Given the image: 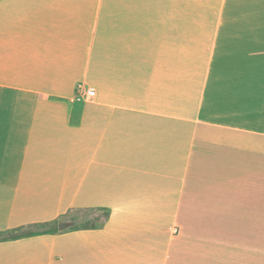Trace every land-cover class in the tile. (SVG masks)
<instances>
[{"label":"crops","instance_id":"crops-1","mask_svg":"<svg viewBox=\"0 0 264 264\" xmlns=\"http://www.w3.org/2000/svg\"><path fill=\"white\" fill-rule=\"evenodd\" d=\"M39 224L0 264H264V0H0V232Z\"/></svg>","mask_w":264,"mask_h":264},{"label":"trees","instance_id":"trees-1","mask_svg":"<svg viewBox=\"0 0 264 264\" xmlns=\"http://www.w3.org/2000/svg\"><path fill=\"white\" fill-rule=\"evenodd\" d=\"M103 213V221L107 220L108 218V210H98ZM103 223L94 225L91 224L89 226H84V227H72V230H77V229H97L102 227ZM48 224H39V225H34L29 229H23V228H16L10 231L6 232H0V242H5V241H10V240H18L22 238H28V237H33V236H39V235H44V234H49L52 232L56 231V228L54 229H47Z\"/></svg>","mask_w":264,"mask_h":264},{"label":"rangeland","instance_id":"rangeland-1","mask_svg":"<svg viewBox=\"0 0 264 264\" xmlns=\"http://www.w3.org/2000/svg\"><path fill=\"white\" fill-rule=\"evenodd\" d=\"M85 89V88H84ZM75 96L80 99L83 98V94L79 92L78 87L76 89ZM85 101H91L92 99L84 97ZM64 218L73 219L72 227H84L91 224L97 225L103 222V213L97 210H73L68 212Z\"/></svg>","mask_w":264,"mask_h":264},{"label":"built area","instance_id":"built-area-1","mask_svg":"<svg viewBox=\"0 0 264 264\" xmlns=\"http://www.w3.org/2000/svg\"><path fill=\"white\" fill-rule=\"evenodd\" d=\"M78 90H79V92H81L86 98L88 97V98H92L93 97V95H94V91L91 89H84L83 88V86H81V85H79L78 86Z\"/></svg>","mask_w":264,"mask_h":264},{"label":"water","instance_id":"water-1","mask_svg":"<svg viewBox=\"0 0 264 264\" xmlns=\"http://www.w3.org/2000/svg\"><path fill=\"white\" fill-rule=\"evenodd\" d=\"M57 227H58L59 230H62V229L65 228V224L64 223H59Z\"/></svg>","mask_w":264,"mask_h":264}]
</instances>
